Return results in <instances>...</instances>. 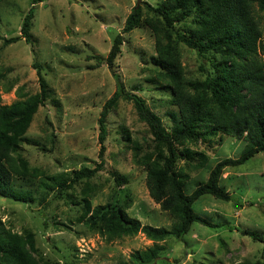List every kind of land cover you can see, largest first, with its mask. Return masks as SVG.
<instances>
[{
  "label": "rangeland",
  "instance_id": "obj_1",
  "mask_svg": "<svg viewBox=\"0 0 264 264\" xmlns=\"http://www.w3.org/2000/svg\"><path fill=\"white\" fill-rule=\"evenodd\" d=\"M34 1L0 0L2 103L11 104L20 99L18 93L23 98L38 93L40 68L53 94L35 113L26 135L47 143L52 151L25 143L24 156L31 167L45 175H69L85 166L95 168L102 160L98 120L103 105L117 87L106 59L113 38L123 32L127 17L137 7V0ZM164 1L142 0L139 7L142 6L143 17L146 5L154 7ZM33 6L32 42L22 37L6 44L4 39L22 36L23 20ZM158 19L155 18L156 24H162ZM123 36L116 71L124 87L139 93L149 108L161 116L163 128L172 133L175 126L168 112L175 108L170 103L169 93L165 85L158 90L157 84L147 81V76L154 75L152 56L156 54L151 27L146 23ZM180 51L187 75L201 77L202 60L197 51L184 43H180ZM261 58L264 60V51ZM134 86L138 89L134 90ZM123 129L130 133V140ZM105 144L102 168L92 178L76 184L68 194L80 200L85 192L91 196L94 206L130 199V216L144 224L171 229L175 217L153 200L146 185L145 166L134 160L136 149L143 154L151 147L152 136L133 102L122 99L110 113ZM176 146L179 167L196 164L195 168L190 166L183 171V183L190 193L207 180L218 161L240 157L245 142L220 133L215 139L195 146L186 142ZM115 175L124 176L127 181L119 180V184ZM13 180L17 190L31 191L35 201L23 202L0 195V218L15 231L22 232L24 228L34 231L43 255L60 264H112L128 260L132 252L155 244L142 233L108 242L78 223L82 201L67 203L65 198L50 192L41 202L34 179L15 175ZM220 186L232 196L230 201L204 195L193 208L212 222L223 225L207 227L193 223L183 239L169 237L158 242L159 256L147 264H240L263 258L264 242L255 241L239 229L264 234V152L227 168L222 173Z\"/></svg>",
  "mask_w": 264,
  "mask_h": 264
},
{
  "label": "trees",
  "instance_id": "obj_2",
  "mask_svg": "<svg viewBox=\"0 0 264 264\" xmlns=\"http://www.w3.org/2000/svg\"><path fill=\"white\" fill-rule=\"evenodd\" d=\"M140 3L127 17L123 32L113 38L106 59L117 87L103 105L98 120L102 160L95 168L85 166L69 175H45L43 171L31 167L24 156L25 143L52 151L47 143L26 135L35 113L53 94L40 68L38 93L25 98L18 93L20 99L11 104H3L0 95V195L34 202L33 193L17 190L13 180L15 175L32 178L37 184L41 202L50 192L65 198L67 203L82 201L78 223H83L89 231L100 234L106 241L113 242L142 233L155 242L152 247L132 252L128 260L112 264H147L154 261L159 256L158 242L169 237L183 239L195 222L207 227L222 226L197 213L194 203L204 195L230 201L232 196L220 186L222 173L264 152V60L261 58L264 51V0H165L158 6L146 5L144 17ZM34 14L35 6L28 10L23 20L22 36L4 39V42L14 43L23 37L31 43ZM155 18H159L163 25L156 24ZM146 23L154 35L156 52L152 56L151 71L154 75L147 76V81L157 84L158 90L165 85L169 93L170 103L175 108V111L168 112L175 126L172 133L163 128L161 116L149 108L139 93L126 90L116 71V60L124 44L123 33L146 26ZM180 43L197 51L202 60L201 77L187 75L180 59ZM134 87V90L138 89V86ZM122 99L133 102L139 118L152 136L151 147L143 154L136 149L134 160L145 166L146 185L153 200L163 211L175 217L176 222L171 229L144 224L130 216V199L94 206L91 196L85 192H82L80 200L68 194L76 184L92 178L102 168L108 119ZM123 131L130 140L128 130ZM220 133L245 142L240 157L218 161L211 168L207 180L188 193L183 183V171L191 164L179 167L177 143L186 142L195 146L215 139ZM48 141L53 143L51 138ZM186 153L189 155V151ZM115 179L127 181L124 176L115 175ZM6 225L0 218V264H60L43 255L37 246L34 231L24 228L19 232ZM239 230L255 241L264 242L262 232ZM240 264H264V255L259 260H245Z\"/></svg>",
  "mask_w": 264,
  "mask_h": 264
},
{
  "label": "water",
  "instance_id": "obj_3",
  "mask_svg": "<svg viewBox=\"0 0 264 264\" xmlns=\"http://www.w3.org/2000/svg\"><path fill=\"white\" fill-rule=\"evenodd\" d=\"M142 0H137V3H140Z\"/></svg>",
  "mask_w": 264,
  "mask_h": 264
}]
</instances>
